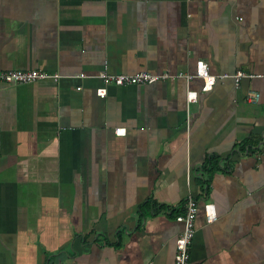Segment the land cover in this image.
<instances>
[{"label":"crops","instance_id":"obj_1","mask_svg":"<svg viewBox=\"0 0 264 264\" xmlns=\"http://www.w3.org/2000/svg\"><path fill=\"white\" fill-rule=\"evenodd\" d=\"M199 61L264 74V0H0V71L64 76L0 84V264H175L189 196L192 264H264V77H74Z\"/></svg>","mask_w":264,"mask_h":264},{"label":"built area","instance_id":"obj_2","mask_svg":"<svg viewBox=\"0 0 264 264\" xmlns=\"http://www.w3.org/2000/svg\"><path fill=\"white\" fill-rule=\"evenodd\" d=\"M64 76L58 72H47L43 70H3L0 71V84H27L34 83L40 80L52 79L59 81ZM77 78L95 77L103 81V85L97 89V94L100 97H105L108 94V85H129V84H153L159 81H164L173 78H186L187 80L198 77L204 81V90H208L213 87L219 78L233 77L236 83L243 77H264V74H246L243 71H239L235 74H223L215 75L210 71L209 65L205 61H199L194 74L170 72L153 73L150 71H137L135 73H111L107 70L100 71L96 75H88L86 73H80L75 75ZM78 89H82L81 86ZM193 91H188V100L194 101L197 99V95ZM260 93L251 92L248 96V100L251 102L258 101ZM116 134L120 135L125 133V129L118 127L115 130ZM199 210V201L189 196L185 201V210L182 215L178 217L180 221L184 223V230L178 236L176 240V256L175 264H192L191 260V248L194 241V237L197 231L196 216ZM216 220V215L207 212V221L213 222Z\"/></svg>","mask_w":264,"mask_h":264},{"label":"trees","instance_id":"obj_3","mask_svg":"<svg viewBox=\"0 0 264 264\" xmlns=\"http://www.w3.org/2000/svg\"><path fill=\"white\" fill-rule=\"evenodd\" d=\"M258 144H259V142H250V143H248V142H246L245 143V145L244 146H242L241 148H246V146H248V148L249 149H251L252 147H254V146H258ZM221 165H220V163H219V161L217 160V161H215V160H212L211 161V164H210V166H209V168H208V171H209V178H211L212 177V175L216 172V171H218L219 169H221V167H220ZM225 168V167H224Z\"/></svg>","mask_w":264,"mask_h":264},{"label":"bare ground","instance_id":"obj_4","mask_svg":"<svg viewBox=\"0 0 264 264\" xmlns=\"http://www.w3.org/2000/svg\"><path fill=\"white\" fill-rule=\"evenodd\" d=\"M236 86V85H235ZM249 96V95H248Z\"/></svg>","mask_w":264,"mask_h":264}]
</instances>
